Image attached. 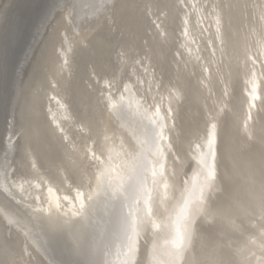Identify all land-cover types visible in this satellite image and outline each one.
<instances>
[{"label": "snow or ice", "instance_id": "1", "mask_svg": "<svg viewBox=\"0 0 264 264\" xmlns=\"http://www.w3.org/2000/svg\"><path fill=\"white\" fill-rule=\"evenodd\" d=\"M13 2L0 3V17L7 18ZM130 2L155 17L153 44L144 51L119 40L110 45L108 61L99 70L91 66L86 108L78 109L51 68L43 94L32 90V79L46 65H59L62 72L87 26L107 24L114 32L113 13L126 0H51L38 29L45 37L43 50L28 47L15 68V95L24 102L13 105L7 121L10 134L0 149V175L9 186L22 176L29 185L35 180L37 188L47 187L50 194L55 189L57 195L54 202L42 198V191L35 197L39 238L24 226L20 244H0L7 257L0 264H264V124L258 186L253 173L243 199L236 194V174L227 163L231 153L217 144L234 75L250 77V106L260 100L264 111V60L253 51L255 45L249 46L242 14L249 11L251 25L250 0ZM256 8L260 21L254 26L264 41V3ZM191 44L197 45L195 53ZM217 53L228 54L235 74H223ZM189 66L200 69L195 84ZM221 86L217 95L214 89ZM193 93L204 101L202 127L189 126L181 115ZM133 108L139 117L134 122L125 118ZM244 133V146L256 139L247 123ZM17 152L19 160L11 159ZM173 201L176 208L170 212ZM165 229L169 259L161 260L156 238ZM205 233L218 239L208 244ZM234 237L241 238L240 247L233 248ZM113 248L116 261L111 259Z\"/></svg>", "mask_w": 264, "mask_h": 264}, {"label": "bare ground", "instance_id": "2", "mask_svg": "<svg viewBox=\"0 0 264 264\" xmlns=\"http://www.w3.org/2000/svg\"><path fill=\"white\" fill-rule=\"evenodd\" d=\"M29 0H14L11 7L8 9L7 18L4 19L0 17V149L7 146V137L10 134L7 129V121L11 118V110L14 104L23 103V99H17L16 95L14 100L9 102V90L13 88L11 84L10 89H6L5 82H7L10 76H15V68L23 57L24 51L33 46L38 50H43L45 44V37L38 32L40 26V20L46 15L48 7L50 6L51 0L46 1V6L44 8V13H41L38 19L33 23L31 19L32 16L25 19L27 29L31 30V34L24 36L23 45L24 50L18 52V62L15 67L10 66V45H15L17 36L19 35L18 25L21 21V11L20 7L22 4H27ZM6 0H0V3H4ZM243 3V0H240ZM251 7L250 11L251 25L248 23L249 11H242L244 17V28L248 33L249 46L255 45L253 48L254 52L261 53V60H264V41L261 40L259 31L254 26L255 22L260 21L259 9L256 8L258 3H264V0H250ZM20 11V12H19ZM84 12H89L87 7L84 8ZM240 15V13H238ZM60 16L58 15L52 24L55 26L60 21ZM114 28H110L107 24L102 27H97L95 25L87 26L83 30L82 34L77 37L78 45L77 51L73 53L68 52L69 63L64 65L63 70L59 65H46L42 69H39L32 79V90L36 93L43 94L49 87L52 79V71H56L58 78L62 80L63 87L70 93L73 98L74 104L78 109L86 108L90 103L89 88L87 86V81L89 78V72L91 71V66L95 65L97 69L108 61L110 53V45L115 43L117 40L126 44H132L137 49L144 51L149 46L153 44V37L155 35V17L145 16L138 8L131 5L130 0H126L123 7L117 8L113 13ZM67 24V21H64ZM79 31V30H78ZM51 33V29H49ZM207 35V34H205ZM27 39V43L25 41ZM22 45V46H23ZM197 45L191 44L193 53H195ZM185 55H188L187 49ZM211 52V49H209ZM48 55L53 57L52 51L49 48ZM173 54L169 53V59ZM204 53H201L203 56ZM54 58V57H53ZM179 59V57H176ZM217 61L223 60V74H235L236 65L233 62L231 68H229L228 54L226 53L223 57L217 53ZM255 59V56H253ZM193 64L197 62L192 61ZM200 64L204 61L201 59ZM63 64V60L60 61ZM242 64V62H241ZM260 61L256 63V84H257V95L260 94ZM175 66L173 65V70ZM216 69V65L213 66ZM188 73L192 78V83L197 82V78L200 77V69L193 68L189 66ZM195 73L193 76L192 74ZM204 76H208L207 72L203 73ZM250 77H246L241 72L238 79L234 75V84L229 89L231 95L230 97H225L228 100V116L225 120L223 128L218 129L217 144L221 151L226 149L230 151L231 156L227 160L230 168L235 171L236 174V184L235 191L236 194L243 199L251 190L250 177L255 173V178L258 186L259 182V165L261 156V144L259 143V136L262 130V124H264V111L260 109V100L258 101L257 108L254 112L250 110V104L253 102L250 98V91L252 85L248 83ZM214 92L219 95L222 92L221 88L214 89ZM52 93L48 92L50 96ZM204 95H208V91L204 90ZM139 98V97H138ZM215 95L213 99H215ZM204 101L198 95L193 93L188 100L183 104L181 115L186 124L195 127L200 124L202 127L203 111L202 105ZM47 104V100H45ZM53 106H55L53 102ZM250 114L251 122L248 125L249 130L255 135V140H248L247 145L244 146L243 142L247 140V134L244 133L246 114ZM9 114V115H7ZM127 120L135 121L139 119L135 115V109L128 110L125 117ZM211 131V128H210ZM13 139H16L13 137ZM131 139V137H130ZM135 143V140L132 141ZM119 143V141H117ZM127 148V145H125ZM20 153H14L11 159L19 160ZM195 161L192 162V169L196 168ZM192 171L189 170V177L192 176ZM37 181L33 180L32 184L29 185L22 176H18L15 180L11 181V186L8 182L3 180L2 175H0V244H5V242H10L11 244H20L23 240L24 232L21 230L24 226L33 229L39 238L41 234V226L35 221L33 213V205L39 203L35 199L40 192H43L42 198H48V200L54 202L57 193L55 189L50 194L47 187L43 189L36 187ZM177 199H179V193H177ZM47 207V204L44 205ZM176 208V202L173 201L172 208L169 209L171 212ZM102 214V210H101ZM31 221V223L29 222ZM168 231L162 230L158 237L156 238V243L160 250V259H169L167 253L170 250V244L167 243L169 240ZM196 237L194 236V240ZM203 239L208 244L215 242L218 237L205 233ZM68 242H71V234L67 237ZM242 240L239 237H234L233 248L240 247ZM7 247V245H5ZM22 246V244H21ZM190 251V249H189ZM188 253H186L187 255ZM6 255L0 253V260L6 259ZM115 261V257H111Z\"/></svg>", "mask_w": 264, "mask_h": 264}, {"label": "water", "instance_id": "3", "mask_svg": "<svg viewBox=\"0 0 264 264\" xmlns=\"http://www.w3.org/2000/svg\"><path fill=\"white\" fill-rule=\"evenodd\" d=\"M45 6H46V1H44V0H29L27 2V4H22V6L20 7L22 19L18 25L19 35L17 36V39H16L17 41H16L15 45H13V44H12V46L10 45V47H11L10 48V55H11L10 58H12V62L10 60V66H12V68L17 65L18 52L21 50L20 51V54H21V52L24 50V46H25V45H23L24 36H26L27 34L28 35L31 34V30L25 28L26 27L25 19L32 16L31 17L32 20H30V21H32L34 23L38 19L39 15L41 13H44L42 11H44ZM26 43H27V39L25 41V44ZM5 83H6L5 88L7 90L11 88V84L13 85V88L11 90H9V92H8L9 93V102L11 101V104H12V101L14 100V96H15V85H14L15 84V76H10L8 78L7 82H5ZM254 103H255L256 107L250 106V110L252 112H254L256 110L257 105H258V101L256 100ZM7 115H9V114H7ZM249 116H250V114L248 112V114H246V119H245V123H247V124H250V122H251V119H249ZM209 131H210V127H209ZM112 256L115 257V261H116V249L115 248H113V250H112Z\"/></svg>", "mask_w": 264, "mask_h": 264}]
</instances>
